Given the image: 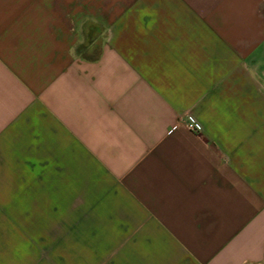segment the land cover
Instances as JSON below:
<instances>
[{"label": "crops", "instance_id": "1", "mask_svg": "<svg viewBox=\"0 0 264 264\" xmlns=\"http://www.w3.org/2000/svg\"><path fill=\"white\" fill-rule=\"evenodd\" d=\"M0 235L264 264V0H0Z\"/></svg>", "mask_w": 264, "mask_h": 264}, {"label": "rangeland", "instance_id": "2", "mask_svg": "<svg viewBox=\"0 0 264 264\" xmlns=\"http://www.w3.org/2000/svg\"><path fill=\"white\" fill-rule=\"evenodd\" d=\"M87 44L78 48V52L87 54L85 49ZM38 231V230H36ZM19 245L14 244V237L10 235H0V264H41L42 260V237H18ZM33 242L36 251L28 252L27 243Z\"/></svg>", "mask_w": 264, "mask_h": 264}, {"label": "built area", "instance_id": "3", "mask_svg": "<svg viewBox=\"0 0 264 264\" xmlns=\"http://www.w3.org/2000/svg\"><path fill=\"white\" fill-rule=\"evenodd\" d=\"M186 127L190 130V131H198L199 127L196 123H188L186 125Z\"/></svg>", "mask_w": 264, "mask_h": 264}]
</instances>
